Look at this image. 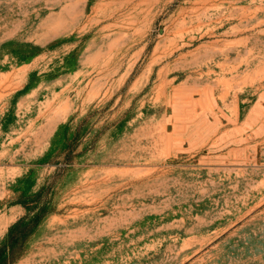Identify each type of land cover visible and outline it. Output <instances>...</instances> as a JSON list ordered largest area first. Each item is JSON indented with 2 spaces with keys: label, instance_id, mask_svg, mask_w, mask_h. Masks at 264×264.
<instances>
[{
  "label": "rangeland",
  "instance_id": "rangeland-1",
  "mask_svg": "<svg viewBox=\"0 0 264 264\" xmlns=\"http://www.w3.org/2000/svg\"><path fill=\"white\" fill-rule=\"evenodd\" d=\"M0 264H264V0H0Z\"/></svg>",
  "mask_w": 264,
  "mask_h": 264
},
{
  "label": "trees",
  "instance_id": "trees-1",
  "mask_svg": "<svg viewBox=\"0 0 264 264\" xmlns=\"http://www.w3.org/2000/svg\"><path fill=\"white\" fill-rule=\"evenodd\" d=\"M68 151L71 153L73 151V148H70ZM38 220L39 218L36 217L29 224H24L25 219L21 218L11 228L9 239L7 240V243L4 247L8 251V255L6 259H4L6 263L13 262L18 257V254L22 253L20 251L24 246L25 234L36 225Z\"/></svg>",
  "mask_w": 264,
  "mask_h": 264
}]
</instances>
